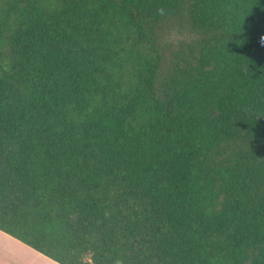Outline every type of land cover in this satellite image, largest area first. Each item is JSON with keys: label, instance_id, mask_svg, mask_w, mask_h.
<instances>
[{"label": "trees", "instance_id": "trees-1", "mask_svg": "<svg viewBox=\"0 0 264 264\" xmlns=\"http://www.w3.org/2000/svg\"><path fill=\"white\" fill-rule=\"evenodd\" d=\"M0 230L264 264V0H0Z\"/></svg>", "mask_w": 264, "mask_h": 264}, {"label": "crops", "instance_id": "crops-1", "mask_svg": "<svg viewBox=\"0 0 264 264\" xmlns=\"http://www.w3.org/2000/svg\"><path fill=\"white\" fill-rule=\"evenodd\" d=\"M37 258L41 262L48 260L39 251L0 230V264H36Z\"/></svg>", "mask_w": 264, "mask_h": 264}, {"label": "clouds", "instance_id": "clouds-1", "mask_svg": "<svg viewBox=\"0 0 264 264\" xmlns=\"http://www.w3.org/2000/svg\"><path fill=\"white\" fill-rule=\"evenodd\" d=\"M8 230V229H5ZM41 256L48 257L47 261L41 262L38 258L36 264H67L59 256L53 255L48 249H37ZM75 264H94L92 251L88 248H81L76 250L73 254Z\"/></svg>", "mask_w": 264, "mask_h": 264}]
</instances>
